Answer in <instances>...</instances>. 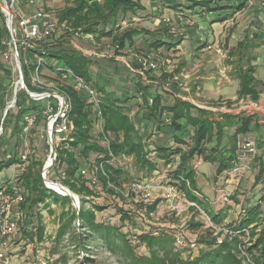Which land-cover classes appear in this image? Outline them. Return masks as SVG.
I'll return each mask as SVG.
<instances>
[{"label": "trees", "instance_id": "1", "mask_svg": "<svg viewBox=\"0 0 264 264\" xmlns=\"http://www.w3.org/2000/svg\"><path fill=\"white\" fill-rule=\"evenodd\" d=\"M153 1L161 2L165 7L168 6L174 10L181 9L179 0ZM186 1L188 3L186 8L193 11L199 7L208 12L223 10L220 6L211 7L216 0ZM144 10L142 0H73L71 5L56 12L58 23L65 29L58 38H51L42 43L48 66L41 67V71L52 72L54 74L52 79L57 84V88L69 97L71 102L69 118L73 132L67 144H61L56 148L57 159L48 177L51 181L60 182L79 197L80 213L77 216L68 196L59 195L45 185L42 175L45 159L32 153L27 155L28 165L24 171L18 172L15 185L5 186L8 190L24 196V200L19 205L23 218L18 222L20 230H23L22 235L31 243L43 242L45 226L39 206L44 204L49 207L51 203H63L70 205V212L63 217L55 237V246L62 243L68 236L69 242L75 248L95 256L91 248H85L88 243L92 245L93 241L96 242L98 249L103 248L115 258V264H244L243 253L247 255V259L251 260V264H264L262 203L255 205L246 203L240 219L227 226L228 232L226 234L217 232L216 228L223 225L227 212L226 210L215 212L211 209L209 199L201 194L197 186L196 172L192 166L197 158H202L206 163L218 165L216 175L219 176L233 167L232 163L238 161L239 136L249 135L252 125L256 124V116H245L242 113L239 115L214 113L179 98H174L172 104H166L162 94L158 92L153 94L152 84H144L142 77H139L136 92L140 94L141 104L138 103V112L132 117L130 101L138 97V94L128 99H121L113 93H105L103 86L99 84V78L93 76L92 68L96 63L95 58L72 45L73 37L81 34L94 35L96 40L110 38L116 47L115 55L119 56L120 51L133 46L135 37L144 31L129 28L119 33L117 24ZM226 19L225 17L222 21ZM9 41L10 33L6 18L0 9V82L7 78L3 75L5 65L3 60ZM149 47L157 51L163 47L171 49L172 45L156 39L149 44ZM30 57L32 59L33 55ZM242 60L244 59L240 56L238 63ZM109 61L116 62L115 59ZM239 66L238 98L257 102L264 91V83L256 79L255 66L251 64L246 68H241L240 64ZM35 67L36 64L33 61L31 69L35 70ZM58 68L69 70L84 80L98 94L99 103L90 101L88 91H75L73 82L62 79L61 72L57 71ZM23 72L29 89L39 91L31 86L29 71L25 64H23ZM163 76L164 79L172 77L166 74ZM166 93L172 95L171 92ZM19 95L20 92L17 95V106L10 109L6 116V106L0 102V129H2L0 140L7 137L14 139L13 145L6 149L7 153H2L4 156L0 158V173L3 169L13 166L22 167L26 163L23 161L24 154L21 152L25 142L24 137H27L29 133L36 134L47 125V117L44 114L46 102H36L28 95L27 101H20ZM150 99L153 100L152 104ZM22 106L23 109L20 108ZM99 112L101 117L98 116ZM31 113L36 115V121L30 131L24 133L25 119ZM166 116L171 119L169 124L165 121ZM234 126H237V129L232 137L233 146L227 152L223 139L226 129ZM168 127L173 130L170 138L175 145H170L169 141L155 142V148L151 150L148 140L155 138V135L159 137ZM96 128L98 132L95 133ZM147 129L150 131L148 136L144 134ZM152 153L155 154L153 158ZM93 154L96 157L91 160ZM128 158L132 160L130 168L134 169L136 176L130 174L129 167L122 165ZM176 158L178 161L175 163L174 170L169 171L167 185H173L179 189L178 195L179 191L183 193L189 203H194L198 207L192 209L205 214L211 223V226L206 228L204 222L190 221L188 229L193 235H197L198 248H183L180 251L176 246L177 236L169 231L123 233L116 225L97 221V213L103 212L105 210L103 207L87 208L88 198L97 197L95 187L99 184L110 195L124 199L122 191L127 188L129 197L141 199L131 186L152 179L154 174L160 171L159 163L167 167L173 164ZM60 170H63V173H60ZM263 184L264 163L262 162L254 186L262 185L264 190ZM261 199L264 202V195ZM160 203L161 200H157L148 204L137 202V205L141 212L151 215ZM121 220H133V217L126 216ZM80 228L81 234L78 232ZM203 228L205 230L201 232ZM199 230L201 234H198ZM223 235L222 242L219 243V238ZM179 236L186 240L184 236ZM247 236L249 237L246 242L244 240ZM134 239L137 244L133 243ZM20 243L19 238L13 239L9 248L17 247ZM140 246H145L147 253H138L137 248ZM9 250L8 255H11ZM86 262L95 264V261L89 258ZM24 263L31 262L26 260Z\"/></svg>", "mask_w": 264, "mask_h": 264}, {"label": "rangeland", "instance_id": "2", "mask_svg": "<svg viewBox=\"0 0 264 264\" xmlns=\"http://www.w3.org/2000/svg\"><path fill=\"white\" fill-rule=\"evenodd\" d=\"M150 1L153 0L144 1V3L147 5L146 14L144 12H139V16H142L139 20H134L133 22L129 21L134 24L133 26H126V24L122 23L121 21L118 23V25H120L118 27L120 30L119 33L125 32L129 28H131V30H141L144 28L143 26H154V23L152 24V22H150L152 20L149 19L152 18L148 11L150 8ZM72 2L73 0H40L38 7L49 9L53 15L56 16L57 11L71 5ZM179 2H181V0H179ZM166 9H163V12L159 18H169L168 20H171L172 22V19L170 18L171 15H169L170 13ZM257 18L258 15L254 14L253 11L249 15H242V13H240L234 17L233 21H231L229 24H226L222 30L217 31L218 35L213 34L214 40H209L211 43L206 42L207 46L211 45L212 48L205 50L202 53L204 56L202 58L205 59L208 57L213 61V64L210 66L206 65L205 68H202L201 73H198V76H202L204 79L195 78L193 80V84H190V76L187 77L184 72L183 73L185 75L182 74V68L185 67H182L179 62H176V57H170L169 60L171 63L166 65L167 63L165 60H160L157 58V61L154 59L153 55H150L146 52L144 39L145 37L148 39V36L145 35L144 32V34H142V36L136 40V46L134 49L122 50L120 51L119 55L122 58L130 57L131 61L134 63V65L131 67L134 69V71H131L132 73L130 75V79H128L130 98L138 94L136 92V84L140 80L139 77H142V82L144 84H152L153 94H156L157 92H163V88H169L171 90L176 89L177 87L173 85V82L174 84L178 82L179 84H183L182 88L189 90L182 92V90L179 88V93L183 97L187 96L186 98L189 99L190 102H195V104L200 106V108H207V110L209 109V111L211 110V112L214 113H231L234 115H239L242 113L245 116H256V124L252 125L251 132L249 135H247L251 136L256 141V153L248 156L242 149L245 141L244 139L247 136H239L237 151L238 161L236 163H232V166L236 167L232 170L233 176L231 178V182H227L226 177L216 175V170L218 167L216 164L206 163L202 158H197L192 164L193 169L196 172L197 186L199 187L200 191L203 192L204 196L209 199V206H211V209L213 211L215 210V212L220 210H226L227 212V218L224 220L223 225L216 228L217 232H223L224 234L228 232L227 226L229 224L235 223L240 219L242 210L246 203L255 205L260 202L262 203V207L264 209V202L261 199L264 195V190L262 189L263 186H254L256 177L260 171V164L262 162L264 163V111L259 109L261 105L258 102L256 103L252 100L248 101L244 98L239 99L237 97L239 85L237 71L240 68L239 64L242 65L241 68H246L250 64L253 65L251 60H249L250 56H252V52L251 49L248 50L245 45L246 41L244 40V32L246 30H254L253 28L256 27L254 24ZM59 26L61 35L63 33V29L65 28L60 24ZM259 29H264V26L259 27ZM242 39L245 43H242V45L239 47L238 44L241 43ZM72 45H75L76 47L80 46L82 50L85 51V54L95 58L94 60L96 63L93 65L94 68H92V71L95 76L94 78H99L98 80L101 86L106 84L108 88L113 90L114 86L119 84L116 77L117 74L115 75L117 70L119 71L118 73H127L124 72L125 70L123 69V65L120 62L122 58L118 61L115 60V63L109 61L116 58V47L112 44L110 38H101L100 40H96L94 35L81 34L73 37ZM214 50L217 53L214 52ZM217 50H219V52ZM5 53L6 55L4 56L3 60V64H5L3 75L5 78H7L5 80L2 79L0 82V102L4 103L7 109L15 100L14 91L19 83V74L17 62L12 56V51L9 44L7 45ZM147 56H150L149 58L157 64V69L142 68V66L139 64V60ZM240 56H242L244 60L238 63ZM245 57H248V63ZM193 69H195V67L191 66L190 70ZM44 73L47 75L45 78H41L42 83L50 84L51 87L49 89H53V91H55L54 86L57 87V84L52 79L54 74L47 70H45ZM165 74L172 75L171 79H164L162 76ZM24 94L23 92H20V101L26 100L28 98L27 94ZM234 97L235 101L237 100L236 102L231 100V98ZM174 98L175 97L173 96H167L164 98L165 103L172 104L174 102ZM262 98L264 99V96ZM239 101L240 103H238ZM246 101L247 104H245ZM138 103H141L140 94L138 97H134L130 101L132 117H134L138 112ZM241 105L243 108H240ZM262 105L264 106V102ZM98 128H96L95 133L98 132ZM236 129L237 126L228 127L226 129L223 145L226 146L227 152L233 146L232 137ZM145 131L146 132L144 134L148 136L150 134L149 129ZM155 136V138L153 137V139L151 138L148 140V143L151 145V150H154L155 142L159 143L169 140L170 145H175L172 139H168L167 134L162 133V135L159 137L158 135ZM4 139L0 140V158L2 157V153H7L6 149L12 146L14 143V139H8V137ZM24 141L25 142L21 147V152L24 155H31L32 153H35L36 155H40L43 159H45V163L47 162L50 155V149L48 150L49 146L48 140L46 138L45 128H41L36 134L29 133L27 137H24ZM154 155L155 154L152 153L151 157L153 158ZM240 156L244 157L239 159ZM95 157L96 155L93 154L91 156V160H94ZM177 161L178 158H176V161L171 164V167L168 169V171L166 170V167L163 163H159V168L161 170L159 173L161 174H159V177L156 176V180L153 183V187L156 189L152 191L150 201L152 203L153 201L161 200V203L157 207V210L151 215L140 211L137 205V202L140 200L136 197H129V189L125 188V191H122V194L125 197L122 199L118 196L110 195L100 184L95 187L97 197L88 198L86 203L87 208L93 209V206L103 207L105 210L103 212L97 213V221H104L106 223L116 225L117 227L121 228L123 233L153 232L154 230H157L159 233L161 231H169L175 233L177 240L178 237H180L179 235H182L185 237L187 242L195 240L197 243V235H193V233H191L188 229L190 221L194 220L196 222H204L205 227L207 228V226H211L209 219L205 216V214L193 210L192 208L197 206L190 205L186 197L180 191L178 199L179 211L168 208L166 201L163 200V191L160 189L161 185H167L169 183L167 176L169 171L174 170L176 167L175 163ZM131 164L132 160L129 158L125 159L122 163V165L129 168ZM133 171L134 169H131L130 174H134L135 172ZM18 172L19 169L16 167L3 169V171L0 173V182L2 181L0 185L6 184L9 181L15 185V178ZM60 173H63V170H60ZM48 174L47 178L49 179ZM225 197L228 198L227 201L224 199ZM71 204L75 210L73 203ZM19 205V202L12 203L9 209L10 218L15 220L17 223V229L10 241L19 238L21 243L17 247H13L11 249L9 248L10 250L7 249L5 252V260L0 262V264H22L26 262V260L31 262L28 264H88V262H86V259L88 258L93 259L95 264H115V258L107 253L103 248L98 249L96 247V242L93 241L92 245H89L88 243L87 246L85 245V248H91V250L95 252V256L88 255L87 251H82L75 248V246L69 242L68 236L62 243L58 244V246L54 245L55 237L59 228L61 227L63 217L66 213L70 212V205L63 203H51L49 207L44 206V204L39 206V211L45 226V239L43 242L34 243H31L30 240L23 237V230L21 231L19 228L18 222L23 218ZM126 216H132L133 220H121L122 217ZM28 221L30 222L31 219L29 218ZM262 224L264 226V221ZM81 230V228L78 229L80 234ZM204 230L205 228H203L201 232ZM198 234H201L200 230ZM83 236L84 235H82V237ZM223 237L224 235L219 238V243L222 242ZM248 237L249 236H247L246 240L244 241L247 242ZM133 243L137 244L135 239L133 240ZM196 248H198V245H196L194 249ZM178 249L182 251L180 247H178ZM8 250L10 251L11 255H8ZM137 252L140 254H145L147 253V249L145 246H140L137 248ZM243 260L244 264H251V260L247 259L246 256Z\"/></svg>", "mask_w": 264, "mask_h": 264}, {"label": "built area", "instance_id": "3", "mask_svg": "<svg viewBox=\"0 0 264 264\" xmlns=\"http://www.w3.org/2000/svg\"><path fill=\"white\" fill-rule=\"evenodd\" d=\"M2 4L6 7L4 10V16L6 18V25L9 30V16L12 14L13 29L12 36H10L9 46L12 51V56L17 62L19 83L15 88V100L12 102L6 110L13 109L12 107L17 106V95L20 92H24L20 84V68L18 63V58L23 64L27 66L29 71L30 84L32 87L38 89L39 91H32L26 85L28 91L27 94L32 100L36 102L45 101V111L44 114L47 117V125L45 128L46 138L48 140V146L51 150L52 146L55 151L56 148L61 144H67L71 140V133L73 132V126L70 122V111L71 102L67 95L63 94L56 86L53 89H49L51 86L48 83H42L41 78H45L44 70L41 71V67L48 66V62L44 57V51L42 50V43L51 38H58L60 36V26L58 19L49 9L43 7H38L40 0H0ZM38 7V8H37ZM10 12V13H9ZM164 22H169L168 19H164ZM10 33V31H9ZM82 50V48L77 47ZM209 49L212 47L209 46ZM6 55V53H5ZM4 55V56H5ZM31 55L33 58L31 59ZM33 61L36 64L35 70L31 69V64ZM139 64L144 69H157V64L153 62L149 56L143 57L139 60ZM58 72H61L62 79L69 80L73 82V88L75 91H88L90 94V101L95 104L99 103L98 94L92 90L81 78L75 76L71 71L64 68H58ZM24 75V72H23ZM25 80V79H24ZM55 100V101H54ZM153 100L150 99V104ZM55 103V104H54ZM57 105V108H55ZM23 109V106L20 107ZM7 111V112H8ZM6 112V111H5ZM101 117V113H98ZM26 126L24 128V133H28L30 129L34 126L36 121V115L34 113L28 114L26 117ZM166 123H170L171 119L169 116L165 118ZM2 134V129H0V135ZM55 140V141H54ZM247 155L255 154L256 148L255 144L251 140H245L242 148ZM23 161L26 162L19 170L24 171L25 167L28 165L27 155L22 156ZM57 159V152L52 154L50 152L48 161ZM236 171V170H235ZM85 172H83L84 174ZM156 177L148 181H143L135 183L131 186L138 196H142L139 199L140 203L148 204L151 203L152 191L156 188L153 187V183ZM161 190L168 208L179 211V195L178 189L173 185H161ZM226 201L227 197L224 198ZM24 197L20 193L10 191L5 186L0 187V262L5 260L6 251L9 249L12 236L17 229V223L15 220L10 218L9 209L12 203L22 202ZM190 205H195L190 203ZM177 246L181 249L196 247V241L187 242L182 237H178ZM246 257L247 255L243 253ZM28 264V263H22Z\"/></svg>", "mask_w": 264, "mask_h": 264}, {"label": "crops", "instance_id": "4", "mask_svg": "<svg viewBox=\"0 0 264 264\" xmlns=\"http://www.w3.org/2000/svg\"><path fill=\"white\" fill-rule=\"evenodd\" d=\"M144 1H148V0H142V4L144 5V8H145V10L142 12L146 14L147 5L144 3ZM206 1H212V0H206ZM179 3L181 4L182 10L181 9L174 10L168 6L165 7L163 3L161 2L150 1V8L148 9V11L152 18H149V19L152 20L150 22H152V24L154 23L153 24L154 26H143L144 28L139 30L141 32L144 31L145 35L148 36L147 37L148 39H146V37L144 39L147 53H149L150 55H153L154 59L157 61H158L157 58H159L160 60L162 59L165 60V62L167 63V64L165 63L166 65L171 63V61L169 60L170 57L172 56L176 57L177 58L176 62H179L182 67H185V68H182V71H181L182 74L183 75L186 74L187 77L190 76L191 77L190 84H193V80L195 78L204 79V77L198 76V73H201L202 68H205L206 65L210 66L213 64V61L210 60L208 57L205 59L202 58L204 57L202 53L205 50H209L208 48L209 46H207V43H211L210 41L214 40V35H218L217 31L222 30V28L226 24H229L231 21H233L235 16L239 15L240 13H242V15H246V14L249 15L253 11L254 14L258 15V18L254 24V26L256 27L253 28L254 30H250V31L246 30L244 32L245 33L244 40L246 41V43L242 39L241 43L238 44V46L239 45L241 46L242 43H245L248 50L251 49L252 56H250L249 60H251V62L253 63V66H255V70H256L255 77L258 80V82L264 83V29H259V27L264 26V0H216L214 1L211 7L215 8V7L220 6L223 8V10L221 11L216 10L213 12L203 11L204 8H201V7H199L198 9L194 11L189 10L186 8V6L188 5L186 0H181V2ZM239 7H241V9H238ZM164 8L165 9L169 8L166 10L170 13L169 15H171L170 18L172 19V22L171 20H169V22L165 23L164 19H169V18H165V17H162V19L159 18ZM140 17L142 16H139L138 14V15L125 19L126 21L123 20L121 22L125 23L126 26L131 27L134 25L132 24V22L134 20H139ZM225 17L227 19L225 21H222V19ZM129 21H132V22H129ZM117 26H120V25L117 24ZM167 29H168V32H167ZM144 33H141L140 35L136 36L134 39V45L127 47L125 49H134L136 46V40H138V38H140L142 34ZM156 39L163 40L164 42L171 44L172 48L168 49L167 47H163L157 51L151 49L149 47V44H151L152 41ZM247 48H246V51H247ZM217 51L219 52V50ZM214 52L216 51L214 50ZM121 58H122L121 56H118V57L116 56L115 60L118 61ZM246 61L248 63V57L246 58ZM120 62L123 65V69L125 70L124 72H127V73L126 74L118 73L119 71L117 70V73H115V75L119 74L118 76L116 75L119 84H116L113 90L108 88L106 84L102 87V89L105 93H113L118 98L128 99L130 98L129 97L130 88L128 87V84H129L128 79H130V75L132 73L131 71H134V69L131 68L134 65V63L133 61H131L130 57L122 58ZM191 66H194L195 69L190 70ZM162 77L164 78V76ZM173 85H175L177 88L173 90L169 88L167 89L163 88L162 90H165V91L160 92L162 96L164 98H166L167 96H173L175 98H179L184 101L190 102V100L186 98L187 96L183 97L179 93V88L180 90H182V92L183 91L186 92L189 90L182 88L183 84H179L178 82H176L175 84L173 82ZM238 89H239V85H238ZM166 92H171L172 95H169ZM263 96H264V91H262V93L260 94V98L257 101L261 105L259 109H261L262 111H264V106L262 105V103L264 102V99L262 98ZM231 100L234 102L237 101V100L235 101V97L231 98ZM247 100L249 101V99ZM240 101L238 103H240ZM191 103L197 106L195 102H191ZM245 104H247V101L245 102ZM197 107L200 108V106H197ZM240 108H243L242 105L240 106ZM163 133L168 135V139H171L170 137L173 134V130L168 127ZM244 140L253 141V143L255 144V148L257 147L256 141L251 136H247ZM166 141H169V140H166ZM240 151H241V148H240ZM2 156L4 155L2 154ZM243 157L244 156H240L239 159ZM13 167L14 168L16 167L18 169L21 168V166H13ZM170 167L171 165L167 166L166 170L168 171ZM235 167L234 166L231 167L229 170L225 171L221 175L227 178V182L232 181L231 179L233 176L232 170ZM159 172H156L154 174V177L156 176L159 177V174H161ZM8 184L12 185V182L1 184L0 186H6ZM201 194H203V192H201Z\"/></svg>", "mask_w": 264, "mask_h": 264}, {"label": "water", "instance_id": "5", "mask_svg": "<svg viewBox=\"0 0 264 264\" xmlns=\"http://www.w3.org/2000/svg\"><path fill=\"white\" fill-rule=\"evenodd\" d=\"M0 9H1V12L2 13H4V10H6V7L2 4L1 1H0ZM9 22H10L9 23L10 36H12L13 21H12V14L11 13H10V16H9ZM18 63H19V68L21 70V72H20L21 73L20 74V84H21L24 92H26L28 94V91H27L26 85H25L23 71H22V63H21V61H20L19 58H18ZM7 111L8 110H6V112H5V116L7 114ZM50 152L52 154H54L56 152L53 146H52ZM53 165H54V160H52V161H48L47 160V162L45 163V166L43 168V173H42L43 179H44V182H45V185L49 189H51L53 191H55V190L52 187H50L49 184H56V185H58L60 187L59 188V191H55V192L58 193L59 195H62V196H68L71 199V201H72V203H73V205L75 207V210L77 212V216H78L79 215V212H80V201H79V197L76 194H74L73 192H71L67 187L63 186L60 182H53V181H51V180H49L47 178V174L50 172V169L52 168Z\"/></svg>", "mask_w": 264, "mask_h": 264}, {"label": "bare ground", "instance_id": "6", "mask_svg": "<svg viewBox=\"0 0 264 264\" xmlns=\"http://www.w3.org/2000/svg\"><path fill=\"white\" fill-rule=\"evenodd\" d=\"M50 187H52L55 191H59V186L55 184H49Z\"/></svg>", "mask_w": 264, "mask_h": 264}]
</instances>
